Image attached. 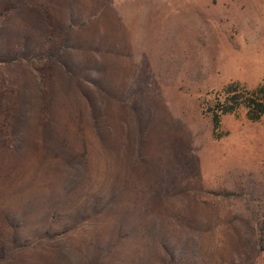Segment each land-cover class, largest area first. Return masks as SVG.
I'll use <instances>...</instances> for the list:
<instances>
[{
	"label": "rangeland",
	"instance_id": "obj_1",
	"mask_svg": "<svg viewBox=\"0 0 264 264\" xmlns=\"http://www.w3.org/2000/svg\"><path fill=\"white\" fill-rule=\"evenodd\" d=\"M263 79L264 0H0V264H264Z\"/></svg>",
	"mask_w": 264,
	"mask_h": 264
},
{
	"label": "trees",
	"instance_id": "obj_2",
	"mask_svg": "<svg viewBox=\"0 0 264 264\" xmlns=\"http://www.w3.org/2000/svg\"><path fill=\"white\" fill-rule=\"evenodd\" d=\"M246 110V116L251 121L264 118V79L254 88H248L239 81H232L223 88V93L218 95L214 102L208 106L211 115L212 136L220 139L226 134L221 130V117L235 113L239 108ZM263 237L260 234L259 242ZM262 246V244H260Z\"/></svg>",
	"mask_w": 264,
	"mask_h": 264
}]
</instances>
